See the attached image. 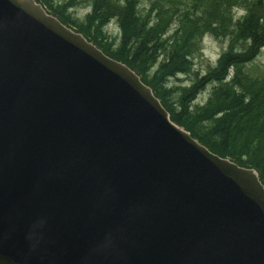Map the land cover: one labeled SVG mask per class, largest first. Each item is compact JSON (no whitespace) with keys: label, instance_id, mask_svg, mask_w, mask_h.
<instances>
[{"label":"water","instance_id":"obj_1","mask_svg":"<svg viewBox=\"0 0 264 264\" xmlns=\"http://www.w3.org/2000/svg\"><path fill=\"white\" fill-rule=\"evenodd\" d=\"M0 264H264V187L128 66L0 0Z\"/></svg>","mask_w":264,"mask_h":264},{"label":"trees","instance_id":"obj_2","mask_svg":"<svg viewBox=\"0 0 264 264\" xmlns=\"http://www.w3.org/2000/svg\"><path fill=\"white\" fill-rule=\"evenodd\" d=\"M38 1L131 67L173 122L214 153L254 168L264 184V73L247 68L264 45V0H150L138 11L139 0H61L58 6ZM68 7L78 13L59 9ZM236 8L244 13L237 16ZM110 20L118 25V40L105 33ZM203 30L229 40L216 62L198 74L192 57ZM179 75L189 82L173 81ZM204 88L207 96L195 101Z\"/></svg>","mask_w":264,"mask_h":264},{"label":"rangeland","instance_id":"obj_3","mask_svg":"<svg viewBox=\"0 0 264 264\" xmlns=\"http://www.w3.org/2000/svg\"><path fill=\"white\" fill-rule=\"evenodd\" d=\"M150 0H139L140 6L145 7L148 5ZM243 11H238V14H241ZM84 14V12H82ZM76 15V14H75ZM115 35L117 34L114 33ZM227 40L224 38H216L213 35L205 34L201 40L200 50L196 52L193 59V68L198 74L205 73L204 71L208 69L209 66L213 65L216 62L218 56L221 52L226 48ZM247 68H252L254 70H260V72L264 73V46L261 48L256 57L247 64ZM178 80H173L176 82H189L184 75H179ZM203 95H201V93ZM198 96V99H203L207 96L208 88H204Z\"/></svg>","mask_w":264,"mask_h":264},{"label":"bare ground","instance_id":"obj_4","mask_svg":"<svg viewBox=\"0 0 264 264\" xmlns=\"http://www.w3.org/2000/svg\"><path fill=\"white\" fill-rule=\"evenodd\" d=\"M60 1L61 0H51V3L53 4V6H58L59 4H60ZM74 1V3L76 2V0H73ZM135 7H136V10L138 11L139 10V8L141 7V6H139V3H137L136 5H135ZM61 11H62V13H65L66 15H68V16H70V15H73V14H75V13H78V10H76L77 8L75 7H72L71 9H70V7H68V8H64V9H62V8H59ZM117 28H118V25H117V23L115 22V20H110V22L107 24V26H106V28H105V33H107V35H112V34H114V33H116L117 32ZM71 30H75L76 32H78V33H80V34H82L81 32H79V31H77L76 29H73V28H71ZM206 32L203 30L202 31V34H205ZM201 34V35H202ZM83 35V34H82ZM84 36V35H83ZM84 38H86L85 36H84ZM118 38H119V32L116 34V40H118ZM202 38H203V36L201 37V40H202ZM219 38H224V39H226V40H229V37L227 36V35H223V36H220ZM116 46V48H118V45H115V43H114V45H113V47H115ZM130 70H133L131 67H130ZM134 71V70H133ZM175 82H172L171 81V84H174ZM178 83V82H177ZM185 83V82H184ZM171 84H167L166 85V87L167 88H169L170 86H171ZM186 84V83H185ZM203 93L204 92H202L201 93V95H203ZM198 96H200V94H198L197 96H195V101H197V100H199V101H201V100H203V99H198ZM156 98H158L157 96H156ZM158 100H159V98H158ZM159 102H160V100H159ZM160 104H161V102H160ZM162 105V104H161ZM163 106V105H162ZM192 137V136H191ZM193 138V137H192ZM193 139H195L200 145H202V146H204V147H206L209 151H210V153L212 152V154H213V151H211L206 145H204V144H202L200 141H198L196 138H193ZM263 185V187H264V184H262ZM176 214L175 215H178V212L176 211L175 212ZM167 217V215L166 214H164L163 216H162V218H163V220L165 219Z\"/></svg>","mask_w":264,"mask_h":264}]
</instances>
